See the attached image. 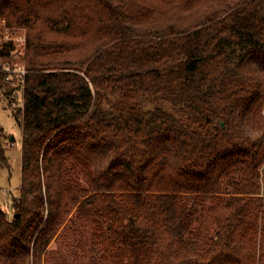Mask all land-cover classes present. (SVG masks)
<instances>
[{
	"label": "trees",
	"instance_id": "16d2710c",
	"mask_svg": "<svg viewBox=\"0 0 264 264\" xmlns=\"http://www.w3.org/2000/svg\"><path fill=\"white\" fill-rule=\"evenodd\" d=\"M0 20L28 71L0 72L23 100L0 264H264V0H0Z\"/></svg>",
	"mask_w": 264,
	"mask_h": 264
},
{
	"label": "rangeland",
	"instance_id": "374dc122",
	"mask_svg": "<svg viewBox=\"0 0 264 264\" xmlns=\"http://www.w3.org/2000/svg\"><path fill=\"white\" fill-rule=\"evenodd\" d=\"M14 38H16L14 45L17 51L21 53L20 57H23L27 39L26 30L21 29V36L14 35ZM14 68L11 67L10 72H6L5 74L6 78L9 76V80H14V82L16 80L17 83L20 77L17 72L14 73ZM10 99L11 97H8L6 92L3 90L0 91V125L9 136V139L5 140L4 144L6 160H0V205L7 212L12 213L11 197L18 195L21 183L22 129L17 123L14 114L15 110L23 104L22 94H17L14 99L13 97ZM12 136L15 139L14 141H12ZM58 245L59 243L57 241L53 242L51 249H55Z\"/></svg>",
	"mask_w": 264,
	"mask_h": 264
},
{
	"label": "built area",
	"instance_id": "2783aa9c",
	"mask_svg": "<svg viewBox=\"0 0 264 264\" xmlns=\"http://www.w3.org/2000/svg\"><path fill=\"white\" fill-rule=\"evenodd\" d=\"M14 35L21 36V29L10 27L7 25L5 20H0V47L6 42H12L13 45L16 43ZM15 46V45H14ZM21 53H19L15 47L12 52L9 54V59H6L3 55H0V72L8 73L11 70V67L14 68V73L17 72L21 78L22 83L27 74L26 68L19 62ZM18 57V59H16ZM14 67H13V66ZM17 68V69H16ZM18 78V79H20ZM9 79V76H8Z\"/></svg>",
	"mask_w": 264,
	"mask_h": 264
},
{
	"label": "water",
	"instance_id": "95a60500",
	"mask_svg": "<svg viewBox=\"0 0 264 264\" xmlns=\"http://www.w3.org/2000/svg\"><path fill=\"white\" fill-rule=\"evenodd\" d=\"M15 139L13 138V136H12V141H14ZM16 216H18V214H16Z\"/></svg>",
	"mask_w": 264,
	"mask_h": 264
}]
</instances>
